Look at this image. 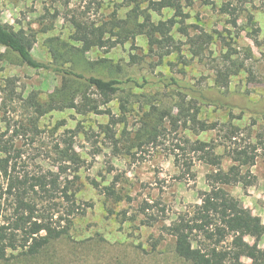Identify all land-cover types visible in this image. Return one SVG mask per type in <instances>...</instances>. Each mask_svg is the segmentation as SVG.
Returning <instances> with one entry per match:
<instances>
[{
    "label": "rangeland",
    "instance_id": "374dc122",
    "mask_svg": "<svg viewBox=\"0 0 264 264\" xmlns=\"http://www.w3.org/2000/svg\"><path fill=\"white\" fill-rule=\"evenodd\" d=\"M137 1L156 25L169 26L175 15L173 9L154 11L150 0ZM180 1L187 18L172 29V47L160 46L152 52L147 37L141 35L135 42L109 48L110 42L105 49L88 51L80 66L87 74L106 78L146 76L157 81L161 75L175 77L204 90L214 87L217 70L232 66L235 72L230 90L247 97L248 102L244 103L248 112L202 107L199 118L208 123L219 122L216 131L202 132L193 123L185 124L184 119H179L174 92L163 88L130 92L133 97L124 116L120 107L123 94L102 106L98 113L64 109L41 116L29 99L35 97L46 104L62 87V77L34 70L0 47V186H6L4 172L12 167V158L18 156L19 150L21 158L17 161L23 170L55 174L63 185L70 183L76 199L72 215H67L69 203L57 207L61 216L72 221L67 236L37 257H18V252H12L16 257L9 264H185L174 256L175 240L171 236H165L155 254L151 253V243L162 235L165 225L201 204L202 192L210 190L207 176L214 168L199 162L194 153L179 149L186 140L215 141L224 156V170L235 164L227 152L259 146L255 165L249 168L251 175H247L253 185L244 189L239 184L227 189L264 223V114L260 109L264 106V0H250L236 16L221 11L230 0H191L192 6H188V0ZM65 2L0 0V19L17 31L35 34V57L70 66L66 63L69 56L60 55L72 46L82 48L71 39L75 33L73 18L97 27L110 23V28L114 18L128 20L135 7L130 0H73L69 5ZM184 27L188 35L181 33ZM204 33L214 37L213 43L209 47L200 43L198 47L195 42ZM108 38L111 40L110 35ZM227 43L237 52L233 59H228ZM134 55L136 60L132 59ZM154 107L171 111L175 121L165 120L155 141L141 136L144 129L156 124ZM112 116L124 119V123L114 127L119 141L116 151L106 134ZM232 126L239 128L234 138ZM66 152L76 157L68 158ZM177 155L181 167L176 166ZM247 170L243 168L244 173ZM114 184L125 201L113 200L110 189ZM145 214H154L157 220L144 225ZM134 217L137 219L132 221ZM246 241L264 250V237H247ZM230 243L231 239L226 242Z\"/></svg>",
    "mask_w": 264,
    "mask_h": 264
},
{
    "label": "trees",
    "instance_id": "16d2710c",
    "mask_svg": "<svg viewBox=\"0 0 264 264\" xmlns=\"http://www.w3.org/2000/svg\"><path fill=\"white\" fill-rule=\"evenodd\" d=\"M71 1L73 0H66V5H69ZM130 1L135 3V7L129 14V19L114 18L110 28H108L110 23L97 27L73 18L72 25L75 33L71 39L81 44L82 48L72 46L69 52L60 55V58L69 56L66 63H71L70 66L64 63L62 65L47 63L35 57L32 52V44L36 40L35 34L17 31L2 23L0 19V47L18 56L26 66L34 70L53 72L63 79L62 87L50 97L46 104L38 102L35 97L29 99V103L36 108L39 115L42 116L51 110L64 109H74L82 114L98 113L102 106L109 105L114 97L123 94L124 98H120V107L124 116L128 109L127 104H130L133 97L130 92L148 88H163L174 92L180 111L179 119H184L185 124L193 123L196 129L202 132L216 131L220 128L219 122L208 123L199 118L202 107L213 106L232 112L242 109L243 113L248 112L244 103L248 102L247 97L232 93L230 90L231 75L235 72L232 66L217 70L214 87L205 90L175 77L164 75L157 78V81H153L146 76H129L119 79L87 74L80 66L81 58L94 48L105 49L110 42L109 48H113L129 41L135 42L138 36L143 35L147 37L152 52L160 46L170 48L174 45L171 31L177 24H184L187 18L182 2L180 0H150L149 5L154 11L163 9L175 11L173 19L168 22L169 26L164 28L152 21L151 15L141 9L137 0ZM249 1L230 0L222 6L221 11L228 16L239 15L240 11L243 12L242 6L244 7ZM188 2V6L193 5L191 0ZM141 18H143L142 22ZM178 18L180 20H177ZM180 31L188 35L185 27ZM107 35L111 36V40L107 39ZM113 38L115 40L112 41ZM213 40L214 37L211 34L204 33L198 36L195 44L199 47L200 43H204L205 47H209ZM227 49H229L228 59H233L232 55L237 52L233 50L230 43H227ZM132 59L136 60L137 56H132ZM243 65L241 64L242 67ZM260 109L261 114H264V106ZM192 110H194L193 113ZM153 115L157 120L155 126L144 129L141 136L155 141L163 122L168 118L175 121L172 112L166 109L154 107ZM116 118L112 116L110 125L106 127V134L114 143V151L119 149L114 127L124 123L122 117ZM146 126L149 127L147 124ZM238 131L239 128L232 126L231 138L238 135ZM185 144L179 149L194 153L199 162L214 168L213 172L207 176L210 190L202 192L201 204L193 206L191 211L180 214L177 220L162 228L164 229L162 235L157 239L153 238L151 253H157L165 236L169 235L175 240L174 256L185 264H264V250L258 244L251 246L246 241L247 237L255 239L264 237V223L245 209L242 202L227 189L239 184H242L244 189L253 185L252 181L247 180V175H251L249 168L255 165L259 146L256 144L247 149L227 152L236 165L224 170V156L218 152L219 145L215 141L186 140ZM11 149L13 150L14 146ZM16 151L18 156L12 158V167L4 172L6 186H0V264H9L10 260L16 257L15 252H18V257L31 258L41 255L53 243L69 233L72 221L59 214L61 212L57 210L58 205L69 203L68 216L76 210L75 193L71 190L70 183L63 185L53 173H34L27 169L23 170V166L17 161L21 158V154L19 150ZM70 154L64 153L68 158L76 157V154L72 156ZM180 162V157L177 155L176 166L181 167ZM191 165L188 166L189 171H191ZM245 167L248 170L244 173ZM113 186L110 189L113 200L116 203L125 201V198L115 189L116 184ZM128 201H131V198H128ZM161 211L164 214L166 210L162 207ZM123 214L127 218V212ZM145 216L147 220L143 222L144 225H152V220H157L154 214H145ZM136 219L137 217H134L131 220ZM230 239L231 243L227 245L226 242ZM244 258L250 262H244Z\"/></svg>",
    "mask_w": 264,
    "mask_h": 264
}]
</instances>
